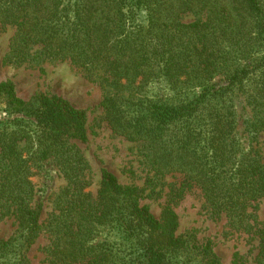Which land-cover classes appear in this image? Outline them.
Masks as SVG:
<instances>
[{"label": "trees", "instance_id": "16d2710c", "mask_svg": "<svg viewBox=\"0 0 264 264\" xmlns=\"http://www.w3.org/2000/svg\"><path fill=\"white\" fill-rule=\"evenodd\" d=\"M187 13L193 20L182 22ZM0 25L15 27L10 61L39 45L48 57L107 75L112 92L101 105L112 131L146 143L159 173L195 182L213 212L256 241L254 264H264V222L249 211L264 198V0H0ZM154 83L165 92L147 95ZM236 91L251 106L246 149L231 109ZM0 97L15 115L0 126V216L11 214L26 229L19 248L43 228L52 264L184 258L189 246L172 207L155 217L140 202L141 189L105 168L95 196L87 190L88 166L75 145L86 140L84 110L57 95L25 101L11 81L0 82ZM45 160L58 166L65 185L38 223L29 178ZM197 252V264H221L209 244Z\"/></svg>", "mask_w": 264, "mask_h": 264}, {"label": "rangeland", "instance_id": "374dc122", "mask_svg": "<svg viewBox=\"0 0 264 264\" xmlns=\"http://www.w3.org/2000/svg\"><path fill=\"white\" fill-rule=\"evenodd\" d=\"M138 19L143 20L141 15ZM191 20L192 14L181 16L182 22ZM14 33L13 25H0V82L11 81L16 95L25 101L40 93L57 95L85 111L86 140L75 141V145L87 163V190L93 196L98 189L101 169L105 168L116 176L120 184L141 189L140 202L148 205L155 217L160 216L165 206L175 211L177 233L187 240L189 246L187 254L176 264H197L200 261L197 250L207 244L221 264H235L238 257L237 264H254L257 249L253 245L256 241L245 232L231 227L225 214L213 212L195 182L187 180L180 172L159 173L146 143L130 140L112 131L101 105L106 94L112 92L107 75L99 69H85L69 59L48 57L39 52V45L33 47V55L22 61H10L8 54ZM217 80L218 77L214 81ZM152 85L146 89L147 95L165 92L161 83ZM198 91L188 89L193 95ZM230 103L236 115L237 143L240 148L246 149L249 131L245 128V119L251 114V106L238 91L232 95ZM5 109L4 100L0 97V126H3L1 122L15 117L8 116ZM8 125L14 126L12 122ZM31 171L29 179L33 186V201L40 206V223L51 213L54 198L65 185V179L51 160L41 162ZM249 211L257 221L264 222V198L253 203ZM25 233L26 229L20 227L14 216H0V264H52L47 257L50 236L45 229H38L37 234L19 248L16 242ZM190 246L194 247L190 249Z\"/></svg>", "mask_w": 264, "mask_h": 264}]
</instances>
